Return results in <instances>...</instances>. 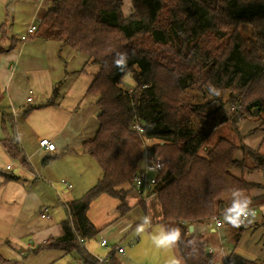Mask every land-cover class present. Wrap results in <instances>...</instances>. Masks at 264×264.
<instances>
[{"label":"trees","instance_id":"trees-1","mask_svg":"<svg viewBox=\"0 0 264 264\" xmlns=\"http://www.w3.org/2000/svg\"><path fill=\"white\" fill-rule=\"evenodd\" d=\"M130 1L132 11L125 16L122 0H48L35 32L27 37L54 39L97 65L86 92L96 96L100 111L97 129L82 147L101 176L82 196L65 204L62 233L36 249L75 251L82 260L94 262L78 241L93 240L101 230L87 210L106 194L118 199L120 216L126 213L128 190L122 185L134 190L133 176L146 142L152 140L149 148L162 163L149 193L155 195L162 220L175 221L180 229L177 250L183 264H215L208 260L206 238L188 232V226L219 216L235 191L247 194L259 188L263 193L258 198L264 202V153L224 136L199 152L219 120L210 118L205 108L212 100L221 105L225 96L228 102L238 101V92L247 100V111L264 110V0ZM247 31L250 37L243 36ZM118 53H127L123 68L114 63L121 58ZM126 74L133 80L130 89L123 87ZM189 89L197 92L194 99L199 95L209 101L189 102ZM56 95L54 86L46 103H53ZM134 121L141 131L132 128ZM1 127L13 130L7 114L1 115ZM257 128L264 130V121ZM1 143L25 164L14 136ZM253 170L261 172L262 183L244 177L245 171ZM110 264H119L114 255Z\"/></svg>","mask_w":264,"mask_h":264},{"label":"crops","instance_id":"crops-1","mask_svg":"<svg viewBox=\"0 0 264 264\" xmlns=\"http://www.w3.org/2000/svg\"><path fill=\"white\" fill-rule=\"evenodd\" d=\"M47 7L48 0L40 3L34 0H0V255L4 258L0 264H50L58 256L54 252L60 249L47 248L42 250L44 253L36 249L42 241L62 233L61 222L67 217L65 204L75 196L72 195L73 184L69 182L75 181V178L65 172L69 181L53 179V171L59 165L71 167V164L82 169V165L86 164L85 161L82 163L83 157L89 154L82 143L94 135L98 126L96 99L83 100L94 74L89 78L82 75L88 64L86 57L83 55L82 68L67 70L61 62L75 52L71 48L38 35L21 40L33 17H41ZM3 31L4 38L1 39ZM54 86L57 87V95L53 103L47 104ZM2 114L12 119V131L2 129ZM12 136L26 159L25 164L11 157L2 146L1 140ZM41 138L54 142L55 150L47 151L39 146ZM8 163L12 167L5 169ZM253 174L245 171L244 177L248 181L263 182V177L255 181L258 175ZM100 176L101 172L97 179ZM247 176L254 178L250 180ZM62 179L71 187L61 183ZM262 193L257 188L241 194L239 199L248 197L251 202L257 200L258 204H249L255 208V213L243 220L240 227H234L224 219L225 210L236 199L234 196L222 206L220 227L208 221L192 225L190 232L206 237V245L212 250L211 258L215 264L264 261V202L258 198ZM45 207L48 217L40 215ZM143 211L148 216L147 210ZM90 220L97 225L92 218ZM107 220L104 224L108 223ZM158 222L178 227L172 220L161 218ZM97 240L98 248L92 252L101 254L104 249ZM30 252L34 254L26 258ZM114 256L122 264L116 253Z\"/></svg>","mask_w":264,"mask_h":264},{"label":"rangeland","instance_id":"rangeland-1","mask_svg":"<svg viewBox=\"0 0 264 264\" xmlns=\"http://www.w3.org/2000/svg\"><path fill=\"white\" fill-rule=\"evenodd\" d=\"M121 8L123 14L127 16L132 11L131 1L122 0ZM243 36L250 37L249 31L244 32ZM66 47L70 49L69 46ZM71 53L72 54L69 57L64 58V62H61V65H65L67 70L71 68H82L84 63L83 54H76L75 52ZM96 70L97 65L90 62L85 65V72H82V75L83 77L89 78L88 76ZM132 86L133 80L131 76L130 74H126L123 78V87L125 89H130ZM196 93L197 92L194 89L187 90L188 98L186 97V99L191 103H203L209 101V97H199V95L198 98L194 99ZM234 96L236 99L239 98V100L228 102L229 98L225 96L223 102L219 106L218 102L213 100L207 104L205 113H209L210 118V115L216 119L219 117V120L215 122L216 125L210 130L206 142H204L198 149L199 152H203L205 145L211 146L216 139L224 136L237 144L242 142L248 147L258 149L261 153H264V130L257 128L260 122L264 121V110L260 111L257 108H253L251 109V112H249L246 109L247 100L239 95L238 92H235ZM90 99H96V96L90 93H85L83 100ZM254 110L256 111L255 115H253ZM251 114L253 116H250ZM151 143L152 140L147 141L146 147H150ZM237 155L240 156L239 151L237 152ZM65 159L67 163H70L67 158ZM84 161L86 164L82 165V169H79V167L76 168L71 164V167L59 165V167L55 168L53 171V179L63 178L69 181L65 172L75 178V181H69L73 184L72 195L75 194V196L69 199V201L82 196L87 189L94 185L101 172L95 160L89 154L86 157H83L82 163ZM236 172L237 171L234 173ZM251 172H254L253 175H258V180H253L259 181V179L262 178L260 171L253 170ZM247 178L252 180L254 177L249 178L247 176ZM123 185V189L128 190L124 199L125 205L128 206V210L122 216L118 217L119 212L116 209L118 200L109 195H100L90 204L88 214L97 224V228H101V230L95 239L87 241V248L91 251L96 250L98 246L95 241L103 237L108 240V244L118 242L125 245V252L123 254L116 253L117 258L122 261V264H171L172 260H177L179 261V264H182L177 250V242L171 247H158L155 242L156 238L163 232L170 231L172 228L177 227L172 226L171 224L164 225V223L162 224L158 222L161 219V216L159 204L155 199V195L142 198V196L136 194L129 184L126 183ZM75 191L76 193H74ZM250 204L256 205L258 204V201H252ZM141 206L147 210L148 216L145 215ZM145 217L150 218V224L145 225L144 230L138 232L137 228L143 223ZM106 219H108V223L104 224ZM125 224H129L127 228L124 227ZM42 250L43 249H40L39 253H44ZM54 253H57L56 256H58L55 257L50 264H76L79 259V255L75 251L65 253L59 250ZM33 254L34 253L30 252V254L26 255V258Z\"/></svg>","mask_w":264,"mask_h":264},{"label":"built area","instance_id":"built-area-1","mask_svg":"<svg viewBox=\"0 0 264 264\" xmlns=\"http://www.w3.org/2000/svg\"><path fill=\"white\" fill-rule=\"evenodd\" d=\"M37 3L42 2L43 0H34ZM41 18L34 16L31 23L28 25L26 29V33L24 36L21 37V40H25L28 35H31L35 32L37 25L40 23ZM132 128L141 131V126L138 122L134 121L132 124ZM39 146L43 147L47 151H54L55 150V144L48 138H41L38 141ZM162 159L157 157L155 154L152 153L151 149L149 147H144L143 154L140 157L139 165L137 168L136 173L133 176L132 179V186L134 190L142 196V198H145L149 195H152L149 193L151 191L155 181H156V173L161 167ZM12 167L11 163H8L5 166V169H10ZM35 177H38V174H35ZM61 183H63L67 188L71 187V184L68 183L65 180H61ZM250 212L249 215L255 213V208L253 206H249ZM47 208H43L40 215L44 217H48L47 214ZM248 215V216H249ZM247 216V217H248ZM246 217V218H247ZM245 217H242V220H246ZM208 222L213 223L215 227H220L222 225L221 219L218 215H213L209 218ZM79 243H81L87 251L93 256L94 262H88L84 261L81 258H79L76 262V264H110V259L114 255V253H122L124 252V245L122 244H112L109 245L106 238H100L98 241V245L104 249V252L101 254H96L90 251L86 246V241L82 238H78ZM44 242V241H42ZM207 252L210 254L208 257L209 261H213L211 258L212 250L211 248H207Z\"/></svg>","mask_w":264,"mask_h":264},{"label":"clouds","instance_id":"clouds-1","mask_svg":"<svg viewBox=\"0 0 264 264\" xmlns=\"http://www.w3.org/2000/svg\"><path fill=\"white\" fill-rule=\"evenodd\" d=\"M121 58L115 59L114 63L117 67L123 68L127 63V53H118ZM215 94L219 95V91L214 89ZM233 196L236 199H233L231 207L225 210L224 219L228 224H231L234 227H240L244 222L242 217H247L249 215L250 209L249 204L251 200L248 197H244L242 200L239 199L241 194L239 191H235ZM150 224V218L145 217L143 223L138 226L137 231L141 232L144 230V226ZM180 239V229L178 227L172 228L170 231L163 232L159 237L156 238V244L158 247H171ZM171 264H179V261L172 260Z\"/></svg>","mask_w":264,"mask_h":264},{"label":"water","instance_id":"water-1","mask_svg":"<svg viewBox=\"0 0 264 264\" xmlns=\"http://www.w3.org/2000/svg\"><path fill=\"white\" fill-rule=\"evenodd\" d=\"M99 114H100V111L97 110V111L95 112V116L97 117ZM253 114H254V115L256 114V111H255V110L253 111ZM221 209H222V206L220 207V210H221ZM188 231H189V232L192 231V225H189V226H188Z\"/></svg>","mask_w":264,"mask_h":264}]
</instances>
